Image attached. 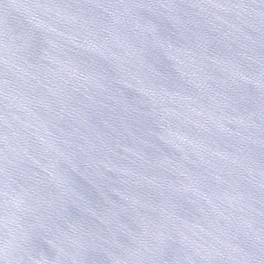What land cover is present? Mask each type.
<instances>
[{
	"label": "water",
	"instance_id": "1",
	"mask_svg": "<svg viewBox=\"0 0 264 264\" xmlns=\"http://www.w3.org/2000/svg\"><path fill=\"white\" fill-rule=\"evenodd\" d=\"M0 264H264V0H0Z\"/></svg>",
	"mask_w": 264,
	"mask_h": 264
}]
</instances>
